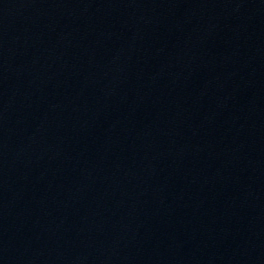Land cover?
Returning <instances> with one entry per match:
<instances>
[{"label":"water","instance_id":"obj_1","mask_svg":"<svg viewBox=\"0 0 264 264\" xmlns=\"http://www.w3.org/2000/svg\"><path fill=\"white\" fill-rule=\"evenodd\" d=\"M0 264H264V0H0Z\"/></svg>","mask_w":264,"mask_h":264}]
</instances>
